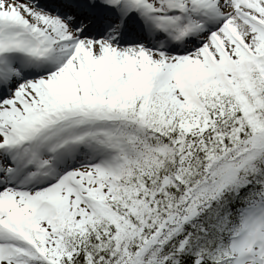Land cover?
Listing matches in <instances>:
<instances>
[{
	"label": "snow or ice",
	"instance_id": "snow-or-ice-1",
	"mask_svg": "<svg viewBox=\"0 0 264 264\" xmlns=\"http://www.w3.org/2000/svg\"><path fill=\"white\" fill-rule=\"evenodd\" d=\"M0 264H264V0H0Z\"/></svg>",
	"mask_w": 264,
	"mask_h": 264
}]
</instances>
